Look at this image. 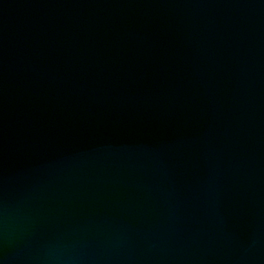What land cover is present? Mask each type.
Here are the masks:
<instances>
[{
  "label": "water",
  "instance_id": "obj_1",
  "mask_svg": "<svg viewBox=\"0 0 264 264\" xmlns=\"http://www.w3.org/2000/svg\"><path fill=\"white\" fill-rule=\"evenodd\" d=\"M0 264H264V0H0Z\"/></svg>",
  "mask_w": 264,
  "mask_h": 264
}]
</instances>
